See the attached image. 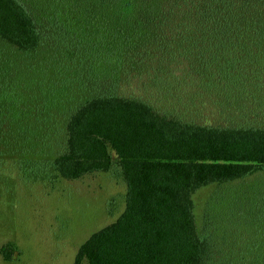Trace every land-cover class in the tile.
<instances>
[{"label":"trees","instance_id":"16d2710c","mask_svg":"<svg viewBox=\"0 0 264 264\" xmlns=\"http://www.w3.org/2000/svg\"><path fill=\"white\" fill-rule=\"evenodd\" d=\"M0 37L39 59L38 103L47 68L71 72L63 118L34 120L37 180L111 172L127 186L125 211L76 264H264V224L217 263L194 200L264 169L263 126L223 124L195 104L264 94V0H0Z\"/></svg>","mask_w":264,"mask_h":264},{"label":"rangeland","instance_id":"374dc122","mask_svg":"<svg viewBox=\"0 0 264 264\" xmlns=\"http://www.w3.org/2000/svg\"><path fill=\"white\" fill-rule=\"evenodd\" d=\"M33 54L21 53L0 37V264H76L81 246L125 211L127 186L111 172L78 180H37V160L43 157L36 153L35 121L37 116L63 118L67 106L60 99L67 95L60 88L71 72L54 61L56 68H47L45 76L48 105L41 98L38 103L30 98L36 89L35 68L40 66ZM38 58L47 62V52ZM211 93L229 92L222 88ZM88 96L83 92L81 98ZM197 99L195 104L205 103L212 120L264 127L263 93H244L230 101ZM194 200L199 228L217 247V263L232 261L242 249L239 242L252 239L254 228L264 224V169L203 188Z\"/></svg>","mask_w":264,"mask_h":264}]
</instances>
